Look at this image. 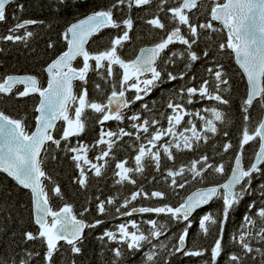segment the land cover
<instances>
[{"label": "snow or ice", "instance_id": "snow-or-ice-1", "mask_svg": "<svg viewBox=\"0 0 264 264\" xmlns=\"http://www.w3.org/2000/svg\"><path fill=\"white\" fill-rule=\"evenodd\" d=\"M13 3L15 0H0V24L9 19L7 8ZM152 5H155V11L151 18L145 19L151 11L149 8L137 19L150 26V30H159L162 35L151 46L141 47L133 59L126 60L119 50L132 40L130 33L133 32L135 21L130 13L133 9ZM207 5H211L210 10ZM15 6L19 12L25 10L23 3H16ZM39 6L59 15L68 8L78 10L80 4L73 0H40ZM198 9L200 15H204L205 11L208 13L203 22H200V15L194 11ZM161 13L171 27L166 26ZM12 18L15 22L7 28L6 34L0 35V43H22L27 47L28 41L35 35L29 26L45 23L31 18L21 20L15 13ZM105 29L117 32L109 36L108 46L103 50L90 51L87 47L89 42L95 43L93 38ZM202 32L208 33L203 37L204 41H212L213 34L224 36L217 50L220 53L228 51L234 56L235 63L246 77L247 92L240 105L244 125L235 144L231 139H225L218 145L222 151L216 155L232 150V159L214 163L205 153L191 159L188 164L161 171L162 160L175 162L174 153L194 152L218 135L229 137V132L221 128L227 122V114L219 106L230 105V100L223 93L230 92L231 85L224 65L217 62L215 56L211 59L212 66L205 69L207 77H202L198 86L186 84L173 92L175 99H169L166 104L170 112L160 113L159 119L154 114L145 118L143 112L152 113L147 102L140 105V110L131 111L132 105L144 101L155 88L165 83V77L168 82L184 80L195 62L209 57L208 49L214 41L201 55L193 50L194 45L199 46L201 43ZM60 35L66 48L44 68L46 85L31 74L0 76V102L29 96L39 98L34 108L38 113L34 117L35 130L31 132L27 130L24 118H13L0 110V173L11 178L21 190H27L33 206L34 223L38 226L35 233H23L25 243L42 241L46 246L42 257L44 264H56L54 257L60 250V241L69 245L73 254H80L79 242L83 240L85 229H95L105 223L103 219L87 222L78 218L73 205L67 202L59 209L51 206L53 197L63 200L64 195L60 185L44 170L43 164L46 159L55 161L57 152L63 153L73 162L78 170L73 183L81 189L88 188L89 173L95 178L102 177L110 160L115 161L112 172L114 185L136 186L137 177L145 178V168L151 165L159 179L154 175L149 183H166L176 196L180 195L179 190L192 182L205 183V173L224 176L228 166L227 179L223 183L198 188L186 197H181L175 206L169 203L135 206L133 202L137 200L166 199L165 191H145L143 185L119 203V193L103 200L99 196L95 197L98 216L108 214L107 205L115 209L114 219L130 218L134 214H155L157 217L165 216L171 224H182L171 248L167 237L169 223L157 219L143 221L149 226L147 232L142 230L136 219L126 220L117 224L114 231L105 229L99 239L123 246L109 249L113 253L112 264H119L124 249L134 254L145 245L149 246V250L143 253L145 264H156L161 249L171 255L181 253L186 257H205L207 254L203 264H217L226 247L225 232L231 215L246 196L256 197L246 205L237 230L230 236L231 243L237 245L240 252H228L227 264H245L246 258L256 261L257 256L260 264H264V0H109L105 5L83 15V18L69 23ZM177 43L185 46L183 51H171L170 55H164L170 45ZM54 44L55 41L49 39L47 48H54ZM4 51L5 48L0 47V53ZM185 57L184 70L177 74L167 71L168 65H175L177 60H184ZM78 58H82V66H74ZM89 72H95L108 85L110 92L106 99H89ZM195 80V76L190 77V81ZM76 81L80 82L79 93L74 91ZM18 86L23 87L20 89ZM94 87L101 95L104 94L105 89L99 83ZM129 93H132L131 98ZM202 101L214 103L197 109L187 107ZM254 105L259 110L260 118L250 130ZM89 110L99 125L98 138L91 144L80 139L86 131L89 117L85 113ZM185 117L188 119L185 120ZM61 121V135L57 138L53 133ZM110 121L116 122L115 130L106 127ZM125 121L127 125L121 126ZM73 137L76 138L74 143ZM125 137L133 140L129 147L135 154L117 160L113 150ZM252 143L257 144L258 148L245 165V146ZM93 149L97 150V154L90 159L88 153ZM129 159L132 160L131 165ZM257 177L262 182L258 188H254L253 180ZM213 201H222L220 212L205 213L198 221L199 231L205 237L212 228L217 229L213 245L210 249L188 248L189 229L192 227L190 218L198 209ZM90 211L85 206L79 216ZM162 236L166 238L165 241L160 240ZM253 242L262 247H254ZM40 255L39 252L25 249L19 261L15 256L3 255L0 256V264H33L35 257Z\"/></svg>", "mask_w": 264, "mask_h": 264}, {"label": "trees", "instance_id": "trees-1", "mask_svg": "<svg viewBox=\"0 0 264 264\" xmlns=\"http://www.w3.org/2000/svg\"><path fill=\"white\" fill-rule=\"evenodd\" d=\"M50 2V0H49ZM73 2H78L80 4L79 9L68 8L63 10L57 15L54 11L48 8H41L40 0H15V3L11 4L7 8V13L9 19L7 22L0 24V35L6 34L7 28L11 26L15 21L12 18V14L23 20V19H38L45 21L44 24L29 26V30L35 33L34 37L28 41V46L25 47L22 43L12 44L0 43V47H4L5 51L0 53V76L4 74L12 73H31L38 77L42 84H46L47 74L44 72L46 65L55 58L64 48L65 43L61 39V33L64 28L76 19L83 17V15L88 14L90 11L98 9L100 6L105 5L109 0H73ZM16 3L25 4V10L19 12L16 9ZM174 6V5H170ZM210 10L211 5L206 6ZM151 9L149 14L145 16V19L151 18L155 11V5L145 6L144 9H133L130 15L133 17L135 24L133 32L130 33L132 40L124 45V48L120 51V55L124 59H133L139 49L145 45H151L157 42L160 38L159 30H150V26L144 24L141 20L137 19L138 15H144L145 9ZM197 15H200V10H194ZM207 11L204 15H200V22H203L207 17ZM161 19L168 25L167 18L163 13L160 14ZM48 25H51L49 27ZM218 26V25H217ZM117 30L105 29L98 36L94 37L95 43L90 41L88 48L90 51L103 50L108 46V38L110 35H115ZM23 30H21V34ZM207 32H202L201 43L199 46L194 45L193 50L197 52L198 55L202 54V51L208 48V45L213 41L212 47L209 50V57L203 58L195 62L191 69L188 70V75L184 77V80H176L168 82L165 77V83L155 88L151 94L145 97L144 101H138L136 104L132 105L131 111L140 110V105L147 102L149 108L152 109V113L143 112L145 118L150 115H155L156 118H160V113L170 112V109H166V104L169 99H175L173 96L174 91H178L183 85L198 86L201 82L202 77H207L205 69L211 65V59L215 56L217 62L222 63L228 73L229 82L231 85V91L223 93L226 99L230 100V105L221 107L227 114L226 124L221 125L222 130H227L229 132V137L224 138L222 135H218L213 139L209 140L207 144H202L199 149L194 152H180L175 154V162H169L162 160L163 171L168 167H178L181 164H188V162L193 158H198L200 155L205 153L208 154L212 162L228 161L232 159V150L229 153L223 155H216V153L221 152V148L218 147L219 144L223 143L225 139H231L235 144L238 137L241 134L244 122L240 110V105L242 99L246 96L247 92V81L243 76L242 70L235 63L234 56H232L228 51L220 53L217 48L218 44L224 40V36L213 34L212 41H204L203 37L207 36ZM51 39L55 41L54 48H47V42ZM185 46L180 44L170 45L169 50H166L164 55H170L171 51H183ZM186 62V57L184 60H177L175 65H168L167 71L177 74L181 70H184V63ZM94 63V62H93ZM74 64L76 66H82V58H78ZM195 76V81H190V77ZM89 83L87 85L89 89V99L91 100H104L109 94L110 89L108 85L101 80L95 72H89L88 74ZM99 83L102 89H105L103 95L98 92L94 85ZM23 86H18L22 89ZM74 91L76 93L80 92V82L76 81L74 85ZM129 98H131L132 93H129ZM38 96H29L20 98L19 100H8L7 102H0V110L6 112V114L12 116L13 118H24L27 130L31 132L35 126L34 117L37 113L34 111L35 106L38 104ZM214 102L202 101L200 103H194L193 105H187L191 109H197L204 106H211ZM131 114V112H129ZM86 117H89L86 124V131L81 136V140L85 143H93L95 139L98 138L99 125L95 123V118L92 113L86 111ZM252 123L250 124V130L255 126L256 122L259 121L260 113L259 110L254 105L252 110ZM188 117H185L187 120ZM166 126V121L164 122ZM63 122L57 124V131L53 134L59 138L61 135V125ZM127 121L124 125L126 126ZM107 128L115 130L116 122L110 121L106 124ZM199 127V124H198ZM75 137L72 138L73 143L75 142ZM134 139V138H133ZM127 141V143H125ZM133 140L125 137L124 140L120 141L119 144L114 148V152L117 160L124 159L126 157L133 156L135 153L130 144ZM121 145L123 147H121ZM217 145V147H214ZM63 146V143H62ZM258 148L255 143L245 146V165H247L254 151ZM97 154V150L93 149L88 153L89 158H93ZM57 159L51 160L46 159L44 161V170L52 177V179L60 185L61 190L64 195V199L53 197L51 199V204L54 209L61 207L65 202L73 205L74 212L79 216V213L83 210L85 206L91 209L90 213H86L82 218L87 222H92L94 219H103L105 223L95 229H86L84 232V237L82 242H79L81 247L80 254H73L70 250V246L65 244L64 241L60 242V250L56 257H54L56 264H112L113 253L109 249L115 247H122V245H117L114 242H109L107 239L101 241L99 236L102 235L105 229L115 230L117 224L125 222L129 219H136L140 224L142 230L147 232L148 225L144 224L143 221L148 219H157L161 222H166L167 218L163 215L157 217L155 214H134L132 217H120L114 219L115 209L111 206L108 207V214L104 216H98L96 214L95 205L97 201L96 196L100 199H106L108 196L120 194V199L117 203L121 202L122 199L129 195L132 191L136 190L140 185L144 186L145 191L151 190H161L167 193L165 200H137L133 202L135 206H157L164 203H169L175 206L181 197H186L192 190L206 185L219 184L227 179L228 166H226V174L224 176L219 175H209L205 173V183L192 182L187 185L184 189L179 190L180 195H174L169 189L166 183L157 184L155 181L149 183L154 175L157 173L154 167L151 165L146 166L144 177H137V185L133 186L131 184H126L124 186L114 185V178L112 172L114 169L115 161L109 163V167L105 171L104 175L100 178H95L89 173L88 188L81 189L79 185L73 183L74 177L78 175V170L75 169L73 162L65 156L63 153L57 152ZM132 164V160L129 159V165ZM211 171V170H209ZM159 179V176L157 175ZM259 177L253 180V187L258 188L261 183ZM48 184V182H45ZM51 188V185H48ZM6 193H11V195H6ZM51 196V192H50ZM258 196V194H257ZM256 197H245L241 204L238 206L236 211L231 215L229 225L225 232V242L226 247L221 257L218 259L217 264H227V253L237 252L239 254L240 249L237 245L231 243L230 236L235 232L241 222L242 214L246 211V205L250 200ZM132 205H130L131 207ZM222 207V201H213L207 206L201 208L195 212L192 217V227L189 229V237L187 240V247L193 248H209L213 245L214 239L216 238V228H212L207 237L201 235L198 227L199 218L205 213H219ZM123 211V209H122ZM255 211V209L253 210ZM81 217V216H79ZM183 227L182 224L176 225L169 223L170 230L167 233L168 240H170L169 248L172 244L176 242L175 237L178 236L180 229ZM259 227V224L257 225ZM38 226L35 225L33 219V206L30 200V196L27 190H21L11 178L7 177L6 174L0 173V256L6 255L8 257L15 256L16 260L24 255V250L32 252H39L41 255L35 257L33 264H44L42 259L43 254L46 250V246L42 241H28L25 243L23 238V233L25 231H32L35 233ZM132 229H130L131 231ZM165 237H161V241H165ZM154 243H157L154 241ZM254 247H262L261 244L253 242ZM149 250V246L145 247L137 253L129 254V252L124 249V256L120 258L119 264H145L144 252ZM255 255V254H254ZM205 257H186L181 253H176L171 255L167 250L161 249L159 255L156 257V264H203ZM245 264H260V259L257 256L256 261L251 260V258H246Z\"/></svg>", "mask_w": 264, "mask_h": 264}, {"label": "water", "instance_id": "water-1", "mask_svg": "<svg viewBox=\"0 0 264 264\" xmlns=\"http://www.w3.org/2000/svg\"><path fill=\"white\" fill-rule=\"evenodd\" d=\"M81 18H83V17H81ZM75 22V21H74ZM146 46H151V45H145V46H143V47H146ZM12 74H31V73H12ZM31 75H33V74H31ZM75 83V82H74ZM37 115H38V113H37ZM35 130V126H34V128H33V130L32 131H34ZM223 183V182H222ZM211 185H213V184H211ZM211 185H206V186H211ZM206 186H201V187H206ZM201 187H198V188H201ZM198 188H196V189H198ZM196 189H194V190H192L189 194H191L192 192H194ZM188 194V195H189ZM205 206H207V205H205ZM205 206H203V207H205ZM202 207V208H203ZM201 209V208H200ZM199 210V209H198ZM194 214V213H193ZM78 218H80V219H83V218H81V217H78ZM83 220H85V219H83ZM86 221V220H85ZM86 230V229H85ZM85 232V231H84Z\"/></svg>", "mask_w": 264, "mask_h": 264}, {"label": "flooded vegetation", "instance_id": "flooded-vegetation-1", "mask_svg": "<svg viewBox=\"0 0 264 264\" xmlns=\"http://www.w3.org/2000/svg\"><path fill=\"white\" fill-rule=\"evenodd\" d=\"M65 48H66V46H65ZM65 48H64L63 50H65ZM63 50H62V51H63Z\"/></svg>", "mask_w": 264, "mask_h": 264}, {"label": "bare ground", "instance_id": "bare-ground-1", "mask_svg": "<svg viewBox=\"0 0 264 264\" xmlns=\"http://www.w3.org/2000/svg\"><path fill=\"white\" fill-rule=\"evenodd\" d=\"M200 210V209H199Z\"/></svg>", "mask_w": 264, "mask_h": 264}]
</instances>
